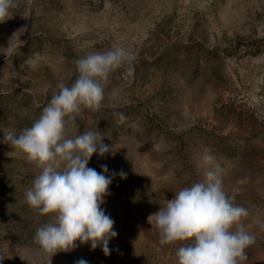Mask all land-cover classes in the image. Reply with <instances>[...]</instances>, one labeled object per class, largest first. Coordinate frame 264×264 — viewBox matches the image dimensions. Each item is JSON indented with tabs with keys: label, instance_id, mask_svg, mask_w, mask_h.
<instances>
[{
	"label": "rangeland",
	"instance_id": "1",
	"mask_svg": "<svg viewBox=\"0 0 264 264\" xmlns=\"http://www.w3.org/2000/svg\"><path fill=\"white\" fill-rule=\"evenodd\" d=\"M17 3L0 23V264H178L188 242L161 244L147 217L203 178L205 149L221 162L225 191L248 211L241 223L255 243L241 264H264V0ZM114 45L135 54L134 73H113L100 110L84 109L65 132L99 131L109 146L88 167L106 165L112 176L101 207L118 235L107 256L79 242L51 256L33 242L50 216L25 200L41 169L8 155L5 132L31 127L58 86H71L75 60Z\"/></svg>",
	"mask_w": 264,
	"mask_h": 264
},
{
	"label": "clouds",
	"instance_id": "2",
	"mask_svg": "<svg viewBox=\"0 0 264 264\" xmlns=\"http://www.w3.org/2000/svg\"><path fill=\"white\" fill-rule=\"evenodd\" d=\"M17 7V0H0V23L11 19ZM10 52L11 44L5 55ZM134 60V53L116 45L75 60L77 77L71 86H58L59 92L31 127L19 134L5 132V142L14 149L8 155L19 152L41 169L25 200L41 216H50L33 237L45 254L69 252L78 247L77 242L90 244L91 250L100 246L106 256L110 254L109 241L118 234L114 220L101 205L109 195L112 176L106 175V165L101 166L102 172L88 167L93 154L102 157L110 148L102 143L99 131L66 138L65 129L66 123H74L84 109L100 110L110 76L121 68L131 76ZM118 94L119 90L113 88L111 97ZM117 115L121 121L126 119L123 113ZM198 167L203 178L175 191L159 211L149 214L148 223L161 244L188 242L176 252L178 264H241L247 259L245 250L255 243V237L241 223L248 211L236 205L235 196L225 191L224 169L209 149L203 151ZM119 175L126 177L123 172ZM76 264L87 261L81 259Z\"/></svg>",
	"mask_w": 264,
	"mask_h": 264
}]
</instances>
